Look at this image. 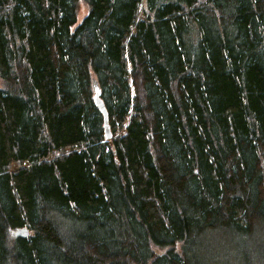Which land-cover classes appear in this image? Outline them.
Returning <instances> with one entry per match:
<instances>
[{
	"label": "trees",
	"instance_id": "trees-1",
	"mask_svg": "<svg viewBox=\"0 0 264 264\" xmlns=\"http://www.w3.org/2000/svg\"><path fill=\"white\" fill-rule=\"evenodd\" d=\"M0 264H264V0H0Z\"/></svg>",
	"mask_w": 264,
	"mask_h": 264
},
{
	"label": "water",
	"instance_id": "water-1",
	"mask_svg": "<svg viewBox=\"0 0 264 264\" xmlns=\"http://www.w3.org/2000/svg\"><path fill=\"white\" fill-rule=\"evenodd\" d=\"M94 85H95V101H96L97 106L100 108V110L102 111V113L104 115L106 134H107V138L110 139L112 137V134H111L110 126H109L108 110L105 107L103 99L101 98V90H100L98 83L96 81H95ZM15 234L17 236L28 237L29 230L27 228L18 229L15 232Z\"/></svg>",
	"mask_w": 264,
	"mask_h": 264
},
{
	"label": "bare ground",
	"instance_id": "bare-ground-1",
	"mask_svg": "<svg viewBox=\"0 0 264 264\" xmlns=\"http://www.w3.org/2000/svg\"><path fill=\"white\" fill-rule=\"evenodd\" d=\"M84 5V4H83ZM85 6H86V4H85ZM94 84H95V82H94ZM94 96H95V85H94ZM96 102V101H95ZM109 118V117H108ZM109 126H110V124H109ZM111 130V129H110ZM105 131H106V129H105ZM111 134H112V132H111ZM106 137H107V134H106ZM112 138V137H111ZM110 138V139H111ZM108 139V138H107ZM28 229V228H27ZM29 230V229H28ZM29 233H30V231H29ZM16 235V234H15ZM17 236V235H16ZM29 236V235H28Z\"/></svg>",
	"mask_w": 264,
	"mask_h": 264
},
{
	"label": "rangeland",
	"instance_id": "rangeland-1",
	"mask_svg": "<svg viewBox=\"0 0 264 264\" xmlns=\"http://www.w3.org/2000/svg\"><path fill=\"white\" fill-rule=\"evenodd\" d=\"M15 234V233H14Z\"/></svg>",
	"mask_w": 264,
	"mask_h": 264
}]
</instances>
